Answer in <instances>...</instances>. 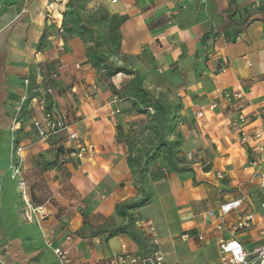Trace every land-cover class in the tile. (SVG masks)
Returning <instances> with one entry per match:
<instances>
[{"label":"crops","instance_id":"crops-1","mask_svg":"<svg viewBox=\"0 0 264 264\" xmlns=\"http://www.w3.org/2000/svg\"><path fill=\"white\" fill-rule=\"evenodd\" d=\"M83 27L110 63L133 73L101 76ZM134 79L150 102L126 90ZM228 91L243 94L249 119L261 117L251 126L264 130V0H0V264H60L56 247L68 250L72 264H106L123 249L144 254L146 223L167 264H221V238L247 251L260 245L255 158L232 126ZM41 98L93 145L90 157H71L64 134L38 140L32 120L42 118ZM161 120L169 127L162 137L175 144L172 162L184 170L159 157L140 181L135 159ZM17 146L31 203L47 213L32 222L10 179ZM145 193L149 204L116 215ZM238 200L217 230L220 207ZM246 211L255 223L236 231Z\"/></svg>","mask_w":264,"mask_h":264},{"label":"built area","instance_id":"built-area-1","mask_svg":"<svg viewBox=\"0 0 264 264\" xmlns=\"http://www.w3.org/2000/svg\"><path fill=\"white\" fill-rule=\"evenodd\" d=\"M111 2L115 3L116 0H111ZM24 84L28 85V81H24ZM90 91L92 93L95 92L96 87L93 86ZM47 93H51L50 89ZM224 97L234 108L235 117L232 121V126L238 133L240 145L248 148L249 152L255 158L251 165L256 168L255 176L259 181V189L261 191L259 209L262 212L263 222L259 233L263 241L251 251H247L236 239H218L216 243L218 257L221 264H264V167L261 166L264 157V130L257 125L251 126L253 122L259 121L261 117L259 114L254 113L253 121L249 119L246 111L250 107V104L244 99L242 93L228 91L224 94ZM39 105L42 111V118L40 120H32V127L39 141L49 142L59 135L64 134V143L71 157L84 160L94 153L92 144L85 142L78 132L69 130L67 117L64 113L56 109L54 105L47 106L46 98H41ZM197 116L201 117L202 113H198ZM22 151L23 147L21 146L15 148V156L18 162H14L11 166L10 179L15 181L17 185L20 198L24 205L23 216L25 221L32 222L36 216L42 219L47 213L43 206H33L31 203L27 186L21 177ZM187 158L188 160H192L193 155L189 153L187 154ZM218 176L220 177L219 174ZM240 204L241 201L238 200L220 207V221L216 225L217 230L223 228L227 215L237 209ZM210 215H213V213H210ZM255 219L256 214L254 211H246L238 215L234 223L235 230L243 231L251 228L255 223ZM145 226L151 247L149 252L144 254H131L123 249L119 253L112 255L106 264H167L164 253L160 250V243L154 226L151 223H146ZM181 238L187 239L188 237L187 235H182ZM197 239L202 241L203 237L198 236ZM52 252L60 264H72L67 249L56 247L52 249Z\"/></svg>","mask_w":264,"mask_h":264},{"label":"trees","instance_id":"trees-1","mask_svg":"<svg viewBox=\"0 0 264 264\" xmlns=\"http://www.w3.org/2000/svg\"><path fill=\"white\" fill-rule=\"evenodd\" d=\"M83 31L91 33L93 37L92 46H91L92 56L98 64H103V68L99 69V74L101 76L108 78L109 80H112V78L122 77L121 74L133 73L129 70H126L122 67L110 63L107 57L104 54H102L100 51V42L95 37V32L92 31L91 29H86L85 27H83ZM126 90H128L135 98H139L142 101V103L150 102V99H148L149 94L138 86L137 79H134V82H131V84H129L126 87ZM152 106H154V104H152ZM138 112L144 113L146 112V109H139ZM166 115L167 113L165 112V117ZM160 123H161L160 125L159 124L158 126L154 125L149 129L152 131L151 141L148 144L149 146H145L142 149H140V151H142V155L141 157L135 159L138 165L137 172L140 181H142L146 177L149 169L148 166L152 162L157 160L159 157H164L166 161L170 165H172V170L174 172L179 174L184 170L183 167H176L172 162V155L174 154L173 146L175 144L166 141L162 137L164 129L166 130L169 127L164 125L165 123L164 120H161ZM150 202H151L150 193H145L140 199L136 201L125 202L119 205L116 208V215L120 217H125L130 211L146 206Z\"/></svg>","mask_w":264,"mask_h":264},{"label":"rangeland","instance_id":"rangeland-1","mask_svg":"<svg viewBox=\"0 0 264 264\" xmlns=\"http://www.w3.org/2000/svg\"><path fill=\"white\" fill-rule=\"evenodd\" d=\"M74 20H76V21H78V18H74ZM36 71H37V73L40 75L39 77L40 78H38L37 77V81L39 82V83H41V82H43V74L45 73L46 74V72H44L43 73V71L42 70H44V68L41 66V65H39V66H37L36 67V69H35ZM118 81V80H117ZM36 82L34 83V84H31L30 83V80H28V86H30L32 89H34V88H36ZM120 85V86H119ZM124 85H126V84H124ZM123 84H122V81L120 82V84H118V86H119V89H121L122 88V86H124ZM48 87V86H47ZM48 88H53L52 87V85H50ZM46 89V88H45ZM46 99H48V98H46ZM52 103H48L47 104V106H52L51 105ZM21 111H23V109H21ZM38 113V111L36 110V112H35V115ZM23 117L25 118V115H23ZM25 120H26V118H25ZM27 121V120H26ZM146 143H148L147 141H146ZM138 168V167H137Z\"/></svg>","mask_w":264,"mask_h":264}]
</instances>
